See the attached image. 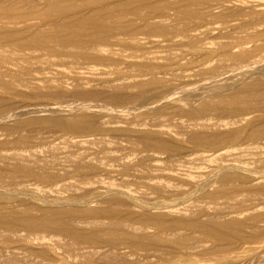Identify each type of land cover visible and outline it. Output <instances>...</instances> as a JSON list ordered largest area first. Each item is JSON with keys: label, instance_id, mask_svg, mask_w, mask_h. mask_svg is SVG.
<instances>
[{"label": "rangeland", "instance_id": "rangeland-1", "mask_svg": "<svg viewBox=\"0 0 264 264\" xmlns=\"http://www.w3.org/2000/svg\"><path fill=\"white\" fill-rule=\"evenodd\" d=\"M68 1L0 0L27 16L0 27L49 29L133 0ZM162 1L132 5L120 33L96 30L108 39L95 54L89 33L45 50L1 39L0 217L56 218L78 238L0 225V264H264V0L144 21L149 2H176ZM116 220L138 226L133 244L110 246Z\"/></svg>", "mask_w": 264, "mask_h": 264}, {"label": "bare ground", "instance_id": "bare-ground-1", "mask_svg": "<svg viewBox=\"0 0 264 264\" xmlns=\"http://www.w3.org/2000/svg\"><path fill=\"white\" fill-rule=\"evenodd\" d=\"M68 1V0H67ZM80 1V0H79ZM92 1H94V0H92ZM92 1H90L91 3H92ZM102 1V3H104L103 1L104 0H96V2H94L95 4L96 3H100ZM106 1V0H105ZM112 0H110V2H111ZM118 1H120V0H118ZM141 1V0H140ZM149 1H152V0H149ZM166 1V0H165ZM173 1V0H172ZM206 1H211V0H206ZM230 1V0H229ZM68 2H70V0L68 1ZM76 2H77V0H76ZM80 2H82L83 3V1H80ZM80 2H78V3H80ZM90 2H89V5H90ZM139 2V0H133L131 3H128V2H118L117 4H115V6H112L111 7V4H110V6H105V7H103V8H99L98 7V9H96V10H94V12L93 11H91L92 13H87V14H83V13H81L80 14V16H78V18H65V16H64V18L65 19H63V17H62V19L63 20H57V18H56V22H54V23H49V24H52L51 26H50V28L49 29H46V27H45V29L43 28V26H42V24H44L45 22H43L42 23V21L41 22H39L40 23V25L41 26H39V27H34L32 24V26L30 25V24H28V22L26 21V23H27V26H25V27H27L26 29H28V30H26V31H28L29 33H30V35L28 34L27 35V33H23V34H20V33H17L18 32V30H17V32H16V30H15V32H14V34H10V32H4V30L3 29H5L6 30V26L5 27H3V26H1L0 27V41H1V39H3V38H5L6 40L7 39H9L8 40V42L10 41V40H13V43L15 44V45H17L19 48H24V47H33V48H38V49H43V50H45V49H52V46L53 45H56V44H63L64 42H65V40H72L73 42H75V41H77V40H79V38H81V36H82V34H86V33H89V35H91V42L92 43H90L91 45V47L89 48V49H92V50H90V51H92V53L95 51V52H97V51H100V49H101V47H103L104 45H105V42L107 41V37L105 36V35H101L100 33H98L96 30H106V31H110L111 33H113L114 31H116L117 33L119 32L120 33V31H121V29L123 28V27H121V29L119 28L120 26L119 25H121V23H122V19L124 18V16L125 15H127V12H128V10L127 9H129V8H131V6L132 5H134V6H136V4ZM162 2H164V0L162 1ZM161 2V3H162ZM168 2V1H167ZM73 3V2H72ZM86 3V2H85ZM85 3H83L84 5H85ZM94 3H92V6L94 5ZM114 3V2H113ZM116 3V2H115ZM194 4L195 6H196V4L197 5H202L204 2H203V0H176V2L174 3V4H166L164 7H159L160 5H158V7L159 8H156L157 6H156V4H151L150 2H149V10H150V12L148 13V15L147 16H144L143 17V15H142V19L145 21V20H148L149 19V17L151 16V15H153L155 12H157V11H164V10H170L171 8H178V9H180V11L182 10V16L184 15V16H188V17H192L193 16V12L195 11H193V12H191V10H189V8H191V7H189V6H187V5H191V4ZM196 3V4H195ZM211 3V2H210ZM241 3V2H240ZM244 3V2H243ZM58 4H59V2L57 3V2H54L53 3V5L51 6V10L48 8V10H49V12L51 11V12H53L52 14L53 15H55L56 17H57V15L56 14H61V15H63V14H65L66 13V11L64 10V9H60L61 7L60 6H58ZM77 4V3H76ZM83 4H81V5H83ZM88 4V3H87ZM86 4V5H87ZM105 4V3H104ZM6 5V4H5ZM12 5V4H11ZM71 5H73V4H71ZM85 5V6H86ZM99 5V4H98ZM163 5V4H162ZM84 6V7H85ZM104 6V5H103ZM145 6V5H144ZM192 6V5H191ZM11 7V6H10ZM70 7V6H69ZM194 7V6H193ZM198 7V6H197ZM200 7V6H199ZM73 8V7H72ZM78 8V7H77ZM137 8V7H136ZM135 8V10H137ZM142 8V7H141ZM145 8V7H144ZM143 8V9H144ZM12 9H13V7H11V9H9V6H5L4 7V5H0V22H5L6 20L8 21V20H13L12 22H14V24H15V22L16 21H14V19L16 20V18H17V20H18V18H23V20L21 21V20H19V24L21 23V22H23L24 20H26L25 18L27 17V16H25V15H21V16H18L17 14L15 15L14 14V12L12 11ZM20 9V8H19ZM66 9V8H65ZM68 9V8H67ZM79 9V8H78ZM78 9H71V11H76V10H78ZM93 9V8H92ZM142 9V10H143ZM146 9V11H147V8H145ZM144 9V10H145ZM14 10V9H13ZM17 10V9H16ZM70 10V9H69ZM81 10V9H80ZM131 10V9H130ZM140 9L138 8V11H139ZM15 11V10H14ZM20 11V10H19ZM137 11V12H138ZM171 11V10H170ZM16 12V11H15ZM68 12V11H67ZM70 12V11H69ZM169 12V11H168ZM73 13V12H72ZM79 13V12H78ZM144 13V12H143ZM195 13H196V11H195ZM50 14V13H49ZM68 14H70V13H67V15L66 16H68ZM75 14V13H74ZM129 14V13H128ZM133 14V13H132ZM135 14V13H134ZM140 14H142V11H140ZM159 14H160V12H159ZM180 14H181V12H180ZM46 15V18H47V13L45 14ZM130 15V14H129ZM139 15V14H138ZM145 15V14H144ZM150 15V16H149ZM28 16H29V14H28ZM39 16V15H38ZM76 16V15H75ZM74 16V17H75ZM128 16V15H127ZM139 16H141V15H139ZM158 17H159V15H157ZM201 16V15H200ZM236 16V15H235ZM33 17H34V15H33ZM41 17V16H40ZM42 17H43V15H42ZM49 17V16H48ZM50 17H52L51 15H50ZM54 17V16H53ZM121 17H123V18H121ZM130 17V16H129ZM157 17V18H158ZM162 17V16H161ZM31 18V17H30ZM30 18L28 19L27 18V20H30ZM45 18V19H46ZM55 18V17H54ZM54 18H53V20H54ZM136 18H137V16H136ZM155 18V17H154ZM4 19H6V20H4ZM32 19V18H31ZM47 19H49V18H47ZM58 19H60V18H58ZM128 19V18H127ZM138 19V18H137ZM2 20H4V21H2ZM50 20H52L51 18H50ZM124 20V19H123ZM152 20L153 19H151L150 21L152 22ZM155 20V19H154ZM7 21L5 22V23H7ZM10 21V22H11ZM43 21H44V19H43ZM129 21V20H128ZM137 21V20H136ZM30 22H31V20H30ZM121 22V23H120ZM125 22V21H124ZM130 22H132V21H130ZM129 22V23H130ZM24 23V22H23ZM42 23V24H41ZM135 23V22H134ZM137 23H138V21H137ZM148 23V22H147ZM150 23V22H149ZM10 24V23H9ZM8 24V25H9ZM11 24H13V23H11ZM10 24V25H11ZM13 24V25H14ZM17 24H18V22H17ZM22 24V23H21ZM25 24V23H24ZM46 25H47V23H45ZM119 24V25H118ZM126 24V23H125ZM7 25V24H6ZM16 25V24H15ZM39 25V24H38ZM37 25V26H38ZM45 25V26H46ZM122 25H124V23L122 24ZM129 25V24H128ZM150 25V24H149ZM131 26V25H130ZM3 27V28H2ZM9 27V26H8ZM24 27V26H23ZM125 27V26H124ZM132 27H133V25H132ZM15 28V27H14ZM48 28V27H47ZM146 28V27H145ZM12 29V28H11ZM25 29V28H24ZM120 29V30H119ZM22 30V29H21ZM119 30V31H118ZM122 30H124V29H122ZM127 30V29H126ZM129 30V29H128ZM136 29H134V31H135ZM140 30V29H139ZM142 30V29H141ZM144 30V29H143ZM158 30V29H157ZM20 31V30H19ZM23 31V30H22ZM154 31V30H153ZM179 31V30H178ZM102 33H104V32H102ZM109 33V32H108ZM123 33H125L124 31H123ZM24 34H26V35H24ZM137 34V33H136ZM186 34V33H185ZM21 35H23L22 37H21ZM128 35V37L129 36H131V37H133V36H135V35H131L130 34V32H129V34H127ZM141 35V34H140ZM174 35H176V34H174ZM4 36V37H3ZM17 36H19L18 38L19 39H17L16 37ZM66 36V37H65ZM86 36V35H85ZM115 36V35H114ZM120 36V35H119ZM125 36V35H124ZM123 36V37H124ZM84 36H82V38H83ZM117 37V36H116ZM116 37H115V39L114 40H116ZM130 37V38H131ZM66 38H68V39H66ZM119 38V37H118ZM117 38V39H118ZM127 38V37H126ZM5 39H3L4 41H5ZM124 39V38H123ZM120 40H121V37H120ZM109 41V40H108ZM123 41V40H122ZM125 41V40H124ZM123 41V42H124ZM1 42H3V41H1ZM6 42V41H5ZM117 42H118V40H117ZM120 42V41H119ZM10 44H11V42H9ZM13 43H12V45H13ZM84 43H86V41L84 42ZM83 43V44H84ZM107 43V42H106ZM113 43V42H112ZM116 43V42H115ZM65 44H67V43H65ZM70 44H71V42H70ZM5 45V44H4ZM9 45V44H8ZM87 45V44H86ZM85 45V46H86ZM16 46V47H17ZM84 46V45H83ZM84 46V47H85ZM106 46V45H105ZM13 47V46H12ZM3 48V47H2ZM13 48H15V47H13ZM18 48V49H19ZM86 48V47H85ZM86 49H88V48H86ZM1 50V49H0ZM3 50V49H2ZM24 50V49H23ZM94 50V51H93ZM6 51V50H5ZM13 51V50H12ZM50 51V50H49ZM53 51V50H52ZM89 51V50H88ZM17 52V51H16ZM95 52H94V54H95ZM9 53V52H8ZM11 54V53H10ZM9 54V55H10ZM15 56V55H14ZM1 57V56H0ZM4 57V56H3ZM8 58V57H7ZM5 59V58H4ZM19 60V59H18ZM3 61H7V60H3V58H2V60H1V58H0V63H3ZM11 62V61H10ZM17 62V61H16ZM18 64V63H17ZM2 72V71H1ZM1 72H0V74H1ZM2 81V80H1ZM248 89V88H247ZM242 91H244V90H242ZM250 91V90H249ZM246 93V92H245ZM251 93V94H250ZM249 94L250 95H252V92H250ZM241 94V93H240ZM247 94V96H249L248 95V93H246ZM245 95V94H244ZM258 95V94H257ZM246 96V95H245ZM245 96H243V95H238V97H235L234 96V98L232 99V97H231V99L230 98H228V100L227 101H225L226 103H232V102H236L237 100H242V99H247V98H249V97H247L246 96V98H245ZM255 96H256V93H255ZM239 97H240V99H239ZM222 100V99H221ZM223 101V100H222ZM241 102V101H240ZM239 102V103H240ZM246 102V101H245ZM244 103V102H243ZM225 104V103H224ZM223 104V105H224ZM230 105V104H229ZM53 109H57L56 107H54ZM74 124V123H73ZM74 126H76V124L74 125ZM72 127V126H71ZM106 213V212H105ZM105 213L104 212H101L100 213V215L101 214H104L105 215ZM16 219H19V220H15V218H11L10 216H8V217H0V225H3V226H7V225H9L10 226V224H21V225H23V224H27V225H30L31 227L30 228H32V226L35 228L36 226L38 227V226H42L43 228H50L51 230L52 229H58V230H61V231H59V232H62L64 235H65V233L68 235H70L71 236V238H73L74 239V237H77V236H75V234H74V232L72 231V230H70V228L69 227H71V226H67V225H65V224H63L61 221H59L58 219H56V218H50V217H47V219H45V220H43V221H39L38 219L36 220V219H34V218H31V217H23V218H16ZM63 221L65 220V219H62ZM73 222V221H72ZM100 222V221H99ZM110 223V224H109ZM108 224V226H107V233H109V238L110 239H108V240H110V246L111 245H115L116 243L118 244V243H123L124 244V246L126 245L125 243H127V242H131V238L133 237V232L131 231V230H133L134 232L135 231H137L136 230V228L138 229V226L136 227V228H134V224L133 225H131L130 223H127L126 221H121V220H119V221H117L116 220V222H114L113 221V223L112 222H109ZM210 223H212V222H210ZM90 224V223H89ZM98 224V223H97ZM104 224V223H103ZM242 223H239V222H231V223H226L225 222V224H221V222H220V224H217V223H215V224H213V227L214 228H216V230L218 229V230H220V229H222V230H228V229H230L231 227H237V228H239L240 226H242L241 225ZM105 225V224H104ZM193 225H196V223L195 224H193ZM14 226V225H13ZM26 226V225H25ZM99 226V225H98ZM144 226H147L146 224L144 225ZM143 226V227H144ZM160 226V225H159ZM204 226V225H203ZM27 227V226H26ZM208 226H206V228H207ZM210 227V226H209ZM15 228V227H14ZM41 228V227H40ZM40 228H39V230H40ZM42 228V229H43ZM145 228H147V227H145ZM38 229V228H37ZM159 229H161V228H159ZM194 229V228H193ZM210 229V228H209ZM232 229V228H231ZM57 230V231H58ZM143 231H144V229H142ZM147 230V229H146ZM208 230V229H207ZM217 230V231H218ZM233 231H234V229H232ZM161 231H162V229H161ZM211 231V230H210ZM229 231V230H228ZM138 233H139V231H137ZM146 232V231H145ZM159 232H160V230H159ZM214 232H216L215 230H213V234L215 235V233ZM221 232V231H220ZM57 233V232H56ZM61 233V234H62ZM218 233V232H217ZM238 234H239V231L237 232ZM160 234V233H159ZM232 234V233H231ZM234 234V233H233ZM35 235V234H34ZM69 235H68V237H69ZM222 235H223V233H222ZM221 235V236H222ZM235 235H236V233H235ZM74 236V237H73ZM79 236V235H78ZM80 236L81 237H83L81 234H80ZM94 236V235H93ZM96 236H98V235H96ZM134 236H135V234H134ZM141 236V235H140ZM220 236V235H219ZM100 237V236H99ZM138 237H139V235H138ZM157 237H159V236H157ZM157 237L155 238V239H157ZM29 238V237H28ZM78 238V237H77ZM80 238V237H79ZM98 238V237H97ZM161 238H163V236L161 237ZM85 239V238H84ZM138 239V238H137ZM136 239V240H137ZM140 239V238H139ZM143 239V238H142ZM94 240V239H93ZM133 240H134V237H133ZM53 241V240H52ZM90 242H91V240H89ZM95 242H96V240H94ZM121 241V242H120ZM159 241V240H158ZM163 241V240H162ZM75 242H77L78 243V241H75ZM161 242V241H160ZM166 242V241H165ZM71 243V242H70ZM81 243V242H80ZM94 242L92 241V244H93ZM99 243V242H98ZM109 243V242H108ZM73 244H74V242H73ZM72 244V245H73ZM76 244V243H75ZM74 244V245H75ZM130 244V243H129ZM131 244H133V242H131ZM137 244H138V242H137ZM137 244L135 245L136 247H137ZM60 245H62L61 243H60ZM66 245V244H65ZM101 245H103V244H101ZM122 245V244H121ZM71 246V245H70ZM77 246H80V245H77ZM83 246V245H82ZM120 246V245H119ZM127 246H129V245H127ZM132 246H134V245H132ZM100 249H102V248H100ZM107 249V248H106ZM110 250V249H109ZM114 250V249H113ZM135 250V249H134ZM111 251V250H110ZM73 252V251H72ZM96 252V251H95ZM70 253V252H69ZM82 253V252H81ZM91 253V252H90ZM93 253V252H92ZM100 253V252H99ZM94 254V253H93ZM130 255V254H129ZM80 256V255H79ZM86 256V255H85ZM74 257V256H73ZM75 258V257H74ZM102 258H103V256H102ZM97 264V263H96Z\"/></svg>", "mask_w": 264, "mask_h": 264}]
</instances>
